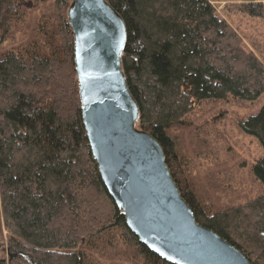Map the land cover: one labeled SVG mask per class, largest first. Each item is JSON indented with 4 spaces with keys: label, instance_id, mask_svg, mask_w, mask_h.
<instances>
[{
    "label": "trees",
    "instance_id": "16d2710c",
    "mask_svg": "<svg viewBox=\"0 0 264 264\" xmlns=\"http://www.w3.org/2000/svg\"><path fill=\"white\" fill-rule=\"evenodd\" d=\"M70 2H57L64 14L57 15L60 41L49 42L50 52L0 57V206L9 244L28 252L34 264H91L81 243L110 237L115 230L136 246L146 264H171L130 230L101 177L83 122ZM107 2L126 27L122 67L140 111V127L162 146L197 221L253 264H264V195L207 214L176 176V142L168 134L200 101L259 99L262 63L241 47L209 0ZM243 2V11L264 18V0ZM241 128L264 147V106ZM253 173L264 184V155Z\"/></svg>",
    "mask_w": 264,
    "mask_h": 264
},
{
    "label": "water",
    "instance_id": "95a60500",
    "mask_svg": "<svg viewBox=\"0 0 264 264\" xmlns=\"http://www.w3.org/2000/svg\"><path fill=\"white\" fill-rule=\"evenodd\" d=\"M68 15L87 137L130 230L171 264H253L197 221L162 146L150 132L136 128L140 111L122 67L127 40L122 17L107 0H73Z\"/></svg>",
    "mask_w": 264,
    "mask_h": 264
},
{
    "label": "rangeland",
    "instance_id": "374dc122",
    "mask_svg": "<svg viewBox=\"0 0 264 264\" xmlns=\"http://www.w3.org/2000/svg\"><path fill=\"white\" fill-rule=\"evenodd\" d=\"M58 1L0 0V57L38 49L50 52L49 42L60 41L57 15L64 14V9L58 10ZM209 1L236 32L241 47L264 67V18L243 11V0ZM4 30L8 32L5 36ZM263 106L264 94L252 102L234 97L200 101L183 118V125L168 130L176 142V176L184 189L194 192L207 214L242 206L264 195V184L253 173L264 147L241 128V122ZM136 128L145 130L139 123ZM0 223V264H34L28 252L9 244L1 206ZM79 249L88 252L91 264H146L136 246L115 230L110 237L84 240Z\"/></svg>",
    "mask_w": 264,
    "mask_h": 264
}]
</instances>
